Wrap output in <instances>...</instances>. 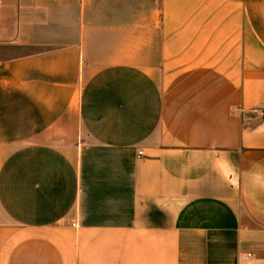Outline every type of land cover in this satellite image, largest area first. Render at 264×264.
<instances>
[{
	"label": "crops",
	"instance_id": "0c3cea01",
	"mask_svg": "<svg viewBox=\"0 0 264 264\" xmlns=\"http://www.w3.org/2000/svg\"><path fill=\"white\" fill-rule=\"evenodd\" d=\"M247 252L264 264V0H0V264Z\"/></svg>",
	"mask_w": 264,
	"mask_h": 264
},
{
	"label": "built area",
	"instance_id": "2783aa9c",
	"mask_svg": "<svg viewBox=\"0 0 264 264\" xmlns=\"http://www.w3.org/2000/svg\"><path fill=\"white\" fill-rule=\"evenodd\" d=\"M143 153L139 152V156H142ZM74 226L76 227V224H74ZM253 253L251 252H247L242 256V262L240 264H251L252 260H253Z\"/></svg>",
	"mask_w": 264,
	"mask_h": 264
}]
</instances>
